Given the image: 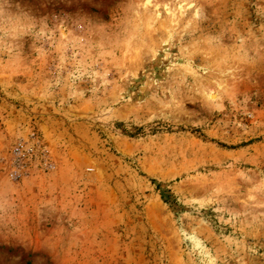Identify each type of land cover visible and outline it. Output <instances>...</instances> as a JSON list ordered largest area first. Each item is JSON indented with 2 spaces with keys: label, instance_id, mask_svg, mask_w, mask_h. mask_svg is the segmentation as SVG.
Instances as JSON below:
<instances>
[{
  "label": "rangeland",
  "instance_id": "obj_1",
  "mask_svg": "<svg viewBox=\"0 0 264 264\" xmlns=\"http://www.w3.org/2000/svg\"><path fill=\"white\" fill-rule=\"evenodd\" d=\"M144 2L0 0V264H264V0Z\"/></svg>",
  "mask_w": 264,
  "mask_h": 264
},
{
  "label": "bare ground",
  "instance_id": "obj_2",
  "mask_svg": "<svg viewBox=\"0 0 264 264\" xmlns=\"http://www.w3.org/2000/svg\"><path fill=\"white\" fill-rule=\"evenodd\" d=\"M153 0H145V2H144V4H145V6H150L153 2H152ZM179 10H183V8H182V6L180 5V7H179ZM171 15H172V17H175L176 16V11L175 10H172L171 11ZM217 95L214 93V92H208V97L210 98V99H214L215 97H216Z\"/></svg>",
  "mask_w": 264,
  "mask_h": 264
}]
</instances>
